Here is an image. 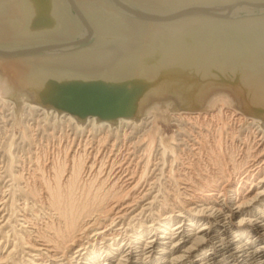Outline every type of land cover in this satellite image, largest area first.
Listing matches in <instances>:
<instances>
[{
	"label": "bare ground",
	"instance_id": "bare-ground-1",
	"mask_svg": "<svg viewBox=\"0 0 264 264\" xmlns=\"http://www.w3.org/2000/svg\"><path fill=\"white\" fill-rule=\"evenodd\" d=\"M78 1L86 7L92 4L90 12L94 14L98 27V38L93 45L75 53L21 58L19 66L22 70L29 71L35 66L40 70L47 68L56 73L107 75L109 68L119 69L127 63L135 62L140 69L158 74L163 67L177 69L179 66L200 61L218 66L221 62L226 68L241 64L247 69L248 78H253L252 74L259 75L260 72L264 75V38L262 42L263 36L259 38V34H264V21L257 17H246L240 22L208 18L205 21L200 20L201 23L193 28L185 29L187 24H145L127 18L110 11V7L100 0ZM134 1L157 9H168L171 7L166 3H175V0ZM189 1L178 0L182 5ZM56 3L57 0H0V33H13L16 28L20 35L16 38L46 35L47 29L28 30V22L39 12L49 10L51 6L53 8L50 10L54 13L59 29L71 32L74 24L61 13L55 12ZM240 23L244 27L238 26ZM124 33L130 36H125ZM116 49L119 51H115ZM149 54L155 57L147 64L143 59ZM103 59L107 65L101 67L99 61ZM70 61L83 64L76 67L68 64ZM2 66L6 75L0 73V108L3 109L0 114L4 123L2 131L10 132L3 142H6V152L10 153L11 159L13 157L15 160L17 157L16 146L18 151L25 148L20 143L25 144L26 134L29 137V133L38 131L41 123L37 120L38 117H41L43 129L57 126L48 121L50 116L61 120L67 126L68 134L71 122L78 127L91 125L98 129L114 128L110 122L99 120L95 116H88L86 123L80 124L68 112H60L28 100L26 92L18 85L15 86L10 76L15 77L18 72L11 69L9 64ZM8 95L19 97L23 106H18ZM212 97L232 101L226 90H218ZM155 106L160 104L156 103ZM240 113L237 117L233 111L221 107L210 118L205 116L203 121L199 120L196 112H192L196 115L187 117V121L178 118L186 127L183 130L190 134L186 137L188 140L175 135H164L154 115H144L141 119L144 124L151 123L149 128L146 126L148 137H144L147 141L144 150L146 162L139 164L138 169L133 167L134 170L128 164L125 167L123 161L117 162L120 165L115 166L116 171L108 174L110 185H107L111 186L108 195L96 198L97 202L92 204L83 203V207L78 202L69 205L63 203L58 188L60 186L51 187L52 203L48 205L42 201L43 204L40 205L43 213L47 214L46 218L40 215L41 222L32 226L30 216H24L20 225L18 224L20 228L14 226V234L9 233L5 241L0 242V264H264V120ZM17 118L25 127L20 143L11 129ZM126 122L139 120L120 118L118 126ZM60 129L63 130L62 127ZM50 135L54 137V131ZM76 135L68 141L74 144ZM66 136L70 137L71 134ZM90 136L91 134L85 141L80 139L79 148L72 155L74 174L69 179L70 186L76 185L80 174L78 171L83 166L82 159L87 155L91 158L94 138ZM88 140L91 150L87 153L81 149V142ZM100 140L108 142L109 135ZM46 146L49 148V144ZM64 147L71 151L72 146ZM45 151L43 148L42 152ZM106 151L104 154L99 152L98 155L103 154L105 158ZM155 152L161 154L165 164L166 159L171 157L169 171H149ZM235 152H240V157L233 156ZM227 154L233 161L230 165L226 163ZM16 160L13 164L9 161L10 169H14ZM203 161H207L209 166L213 162L218 166V171L199 170L202 165L207 166ZM157 165L160 166L154 162L153 170L158 169ZM91 166L94 168L96 162ZM60 167L62 169L63 166ZM83 169L88 172L90 167L85 164ZM32 195L35 197V194ZM38 200L41 202L39 198ZM33 203L36 204L35 201ZM26 205L24 207L27 208ZM38 210L39 214L41 210ZM48 210L52 211L49 213ZM2 218L0 230L6 226V219Z\"/></svg>",
	"mask_w": 264,
	"mask_h": 264
},
{
	"label": "water",
	"instance_id": "water-1",
	"mask_svg": "<svg viewBox=\"0 0 264 264\" xmlns=\"http://www.w3.org/2000/svg\"><path fill=\"white\" fill-rule=\"evenodd\" d=\"M57 2L54 4L55 12L61 13L74 24L71 32L59 29L51 6L32 19L33 25L32 21L28 22V30L47 29L46 35L16 38L19 35L16 28L13 33H0V73L6 75L2 64L11 65V69L18 72L15 77L10 75L13 84L26 92L28 100L68 112L80 124H85L88 116H95L115 126L120 118L138 120L148 113L146 110L150 104L154 106L156 103L161 104V101L163 104L169 102L167 105L176 103L184 111H197L214 92L226 90L239 112L264 120L263 72H260V76L255 73L252 74L253 78H248L247 69L241 64L226 68L221 62L218 66L198 61L177 69L163 67L155 74L140 69L134 62L119 69L109 68L107 75L91 76L56 73L35 66L29 71L22 70L21 58L75 53L92 46L98 38L96 19L90 12L92 4L86 7L78 0ZM100 2L110 7V11L145 24H187L185 29L193 28L201 23L200 20L208 18L240 22L246 17H257L264 21V0H190L186 5L175 0V3H166L171 7L168 9L149 7L134 0ZM238 26L243 25L240 23ZM124 35L130 36L127 33ZM259 38L262 42L264 34H259ZM153 57V54H149L143 60L148 64ZM99 63L101 67L107 65L104 59ZM68 64L81 67L83 63L70 61ZM8 97L20 104L19 97Z\"/></svg>",
	"mask_w": 264,
	"mask_h": 264
},
{
	"label": "rangeland",
	"instance_id": "rangeland-1",
	"mask_svg": "<svg viewBox=\"0 0 264 264\" xmlns=\"http://www.w3.org/2000/svg\"><path fill=\"white\" fill-rule=\"evenodd\" d=\"M1 80H2V77L0 76V83L2 82ZM1 86H2V84H1ZM206 100L207 101H205L203 104L200 105V107L197 109V111H184V110L180 109V107L176 103H175L176 105L173 103L167 105V104H163L164 102L161 100H160L161 101L160 106H155V105L153 106V104H150V107L146 111L148 112L147 114L154 115V119L161 126L162 132L164 133V135H168V136L175 135V136H177V138L182 137L183 139L186 137H189L190 134L186 133L183 130V128H186V127H185V125H183L184 123H182V124L180 123L178 118L179 119L181 118V121H185V120L187 121V117H192L193 115H196V114H192V112H196V113H198L199 120L203 121L205 116L207 118H210L211 114L217 113V111H219L221 107H224V109H227L228 111H233L237 117H239V115L241 114L236 109L235 102L234 103L232 101L228 102V101L221 100L219 98L214 99V97H209ZM18 106H23V105L19 104ZM1 110H3V109L0 108V112H1ZM147 114H144V115H147ZM178 114H179V116H178ZM142 117L143 116L139 117V119H138L139 122H133V123L126 122V123H122L120 126H118V124H116L115 126H117V127L114 126V128H110V129L103 128V127L101 129H98L97 127H93L91 125L87 126V127H78V126H75V124H72V122H71L70 123L71 127L68 128V129H71L70 130V134H71L70 137L66 136V134L67 135H70V134H68L66 132L67 126L65 125V123H63V122L61 123V120H56L52 116H50V118H49L50 120L48 119V121H51L52 123L57 124V126L56 127L49 126L46 129H43L41 117L40 118L38 117L37 120L39 122H41V123H39L40 125L38 127V131H34L33 133H29V135H30L29 137L26 134L27 138L25 139L26 140L24 142L25 144L20 143L21 133L23 132L25 127H24V124L21 123L19 121V119L17 118V120H15L16 123L13 125V128H11V129L14 131V135L18 138L19 143L24 145L25 148H21V149H19L20 151H18L17 146H16L15 153L17 154L16 155L17 157L14 159L15 160L18 159L21 162L16 160V162L14 163V165H15L14 169L13 168L10 169L11 166L9 167V164H8L9 161H12V164H13V161H15V160H13V157L11 159V155L9 152H6L7 145L5 144L6 142L5 143L3 142V140L6 141V139L8 137L7 134L10 132L6 133L5 130L2 131L4 123L2 122L1 114H0V176L2 175L0 177V218L3 217L2 220L6 219L5 220L6 226L0 230V238H1L0 242L1 243L4 242L7 235H9V233H10V235L14 234V231H13L14 226H18V228H20L19 225L22 222V220L24 219V216L27 218L30 216L29 218L32 220V224H31L32 226H37L38 222L39 223L41 222L40 221L41 216L42 217L44 216L43 218H46L45 216H47V214L43 213V209L41 210L40 205H41L42 201L45 204L47 203L48 205L50 203H52V199H51V190L52 189H51V187L57 188V186H60L58 188H59V193L62 194L63 199L61 201L63 203H65L67 205L79 203L78 205L79 206L81 205V207H83V203L84 204H90V203L92 204V203L97 202L96 198H99L100 196H103L105 194L108 195V191H110L109 189L111 188V186H108V185H110V182L107 180L108 174H110V171H116L115 166L117 167L118 165H120L117 162L123 161V165L125 167L129 165L131 170H134V168L138 169L137 166L139 164L140 165L144 164L147 160L146 155H144V150H145L146 145H147V141L145 138L148 137L146 130L150 127L151 123L149 125L144 124L143 120H141ZM33 121L34 120H31V122H33ZM52 123H50V124H52ZM246 123H245V125H246ZM61 127L63 128V130L60 129ZM245 127L246 126H244V129H246ZM54 128H56V129L54 130ZM87 129L91 130V132L88 131ZM244 129H243V131H244ZM53 131H54V137H52L50 135V133H53ZM62 133H63V135H61ZM75 134H77V135L75 136L76 140H75V143L73 144V143L69 142L68 139L71 140ZM89 134H91V136H90L91 138L92 137L94 138V144H93V149H92L93 155L91 154V158L89 157V155H87V157L82 159L83 166H82L81 171H78L80 174H79V176L77 175L79 178L76 182V185L70 186L69 179H71L72 174H74V171L72 170V168H73L72 167L73 166L72 155L74 154V151H76L77 148H79L78 146H79L80 139L82 138L83 141H85V139L87 138V136H89ZM103 134L109 135L110 141L108 140V142L104 143L102 140H100L102 137L105 136ZM32 136H33V140H32ZM81 136H83V137H81ZM34 138H36V139H34ZM96 138H98V140ZM186 139L188 140V138H186ZM99 140H100V142H98ZM83 141L81 142V149L86 150L85 152L88 153L91 150L90 140H88L86 142H83ZM178 141H180V140H178ZM1 143H2V147H1ZM61 143H62V145H61ZM108 143H109V145H108ZM47 144H49V148L46 146ZM102 144H103V146H102ZM61 146H63V147L61 148ZM64 146H70V147L72 146L71 151L69 152V148L65 149ZM98 146H99V148H98ZM43 148H45V150H46L45 152H42ZM111 149L113 150V152H109ZM105 150H107L106 151L107 156L105 158H103V154L105 153ZM99 152H101L103 154L99 156L98 155ZM97 155H98V157H96ZM234 155H235V157L236 156L240 157V152H235V154H233V156ZM228 156H229V154H227L226 163H228V165H230L233 163V161L230 159L231 157L230 156L228 157ZM114 158H115V161H114ZM170 159H171V157L166 159L167 164H165L161 158V154L159 152H155V156L151 162V164H152L151 170H149V171H169L168 164H170ZM53 160H55V161L53 162ZM17 162H19V163H17ZM94 162H96V166H94V168H92L93 166H91V165ZM99 162H101V163H99ZM106 162H107V164H106ZM127 162H129V163H127ZM154 162L159 163L161 167L157 165L158 169L155 168L153 170ZM203 162L206 163L207 161H203ZM104 163L107 166L106 165L104 166ZM163 163L166 166L162 165ZM20 164L21 165L25 164L24 165L25 167L22 166V167H24V169H22ZM85 164H86V166L90 167L89 171L92 170L91 171L92 173L89 171L88 172L84 171L83 167H85ZM53 165H56V166L54 168H51V167H53ZM60 165L63 166L62 169H61ZM108 166H110V167H108ZM202 166H201V168H199V170H201V171H218V166H215L213 164V162H211L210 166L208 164H207V166H205V165H202ZM104 167L107 169H105ZM214 167H216V168H214ZM71 170L73 172H71ZM138 171H140V170H138ZM104 173H106V174H104ZM17 174L21 175V176L18 177ZM95 174H96V176H95ZM100 175H102L103 177ZM64 176H66V178ZM88 177H90V178H88ZM30 179H31V181H30ZM58 180L60 181V183H57ZM89 184H90V189H89ZM91 184H92V186H91ZM28 187L30 188V190ZM86 188H87V191H86ZM29 191H31V192H29ZM42 191H43V193H42ZM54 191H56V190H54ZM38 193L40 196L38 195ZM79 193H81V194H79ZM32 194H35V197ZM42 194L44 196H41ZM37 195H38V197L36 198ZM38 198L41 200V202L38 200ZM33 199H34L36 204L33 203L34 202V201H32ZM93 199H94V202H93ZM91 200H92V202H91ZM11 204H12V207H10ZM24 204L25 205L27 204L26 205L27 208L24 207ZM32 204H33V206H32ZM18 207H19V209H17ZM29 208H30V210H29ZM38 209L41 211H39ZM37 210L39 211V214H38ZM19 211H21V212H19ZM51 211L48 210L49 213ZM54 211L56 212V209H53V212ZM15 212H16V214H15ZM31 212H33V213H31ZM9 218L10 219L12 218V219L10 220ZM14 223H16V224H14Z\"/></svg>",
	"mask_w": 264,
	"mask_h": 264
}]
</instances>
